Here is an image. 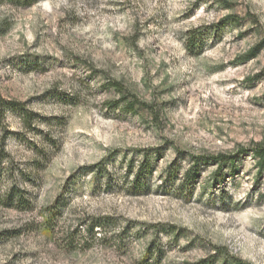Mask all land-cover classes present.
Masks as SVG:
<instances>
[{
	"label": "rangeland",
	"instance_id": "374dc122",
	"mask_svg": "<svg viewBox=\"0 0 264 264\" xmlns=\"http://www.w3.org/2000/svg\"><path fill=\"white\" fill-rule=\"evenodd\" d=\"M22 2L0 0V105L35 130L0 112V168L32 205L0 206V264H264V166L183 179L185 156L264 148V0ZM108 82L144 105L111 109Z\"/></svg>",
	"mask_w": 264,
	"mask_h": 264
},
{
	"label": "trees",
	"instance_id": "16d2710c",
	"mask_svg": "<svg viewBox=\"0 0 264 264\" xmlns=\"http://www.w3.org/2000/svg\"><path fill=\"white\" fill-rule=\"evenodd\" d=\"M14 1V0H9ZM17 1H23L22 3L26 6H30L33 0H17ZM218 2V1H217ZM235 24L239 22V18H237L234 15H227L219 22L217 23V27L223 28L222 24L225 23ZM217 31V30H216ZM215 31V32H216ZM220 31V30H218ZM203 34H200L197 36V32L195 30L189 31L187 34V42L186 46L189 48L193 46L194 44H200L202 45L203 41ZM252 52L249 54L244 55V58L250 57ZM108 89H111L119 94V98L108 102V104H113L111 106V109H117L121 110L124 113H134L137 111L138 106L144 105L143 103H140L134 98L133 100H129L131 95L127 94L123 88H121L120 84L117 82H108L107 84ZM2 108H0V112L4 113L7 111V109L13 110L15 113H17L22 127L26 128L29 131H32L35 115L25 108V105L23 103L11 101L7 104V108H3L2 105H0ZM35 130V128L33 129ZM45 136H48V134ZM51 143V142H50ZM32 151L33 154H35L36 157L39 156L43 148H40L35 144L34 141H32ZM54 145V144H53ZM239 151V152H238ZM237 151V155H223L218 154L216 156H191L189 158H186L185 161H187V169L184 172L183 179L188 183V181L193 180L196 178L198 173L201 171V169L204 166L212 165L216 167V170L213 174L214 181L220 185L224 182V174L228 173L229 177H231L236 169L237 166V156L238 155H245L247 153H251L250 155L253 157L254 160L257 161V163L261 166H264V148L261 146H255L252 149H241ZM1 157V155H0ZM187 159V160H186ZM147 164H141L139 166V169H142L143 166H146ZM178 170L176 171L174 169V164H172L169 167L168 171V180L169 184L172 185V181H170V178L174 181H177V174ZM21 176H26L25 173L21 172ZM7 178V182L4 186L0 184V206L8 209H21V210H27L31 205L32 201L28 197V193L25 190V188L21 187L15 179L14 172L11 168H0V180L1 177L4 176ZM138 177V176H137ZM137 177L135 180L137 181ZM9 181V182H8ZM58 208L57 203L54 207H50L47 209L48 216L54 217L55 210ZM51 226V222H50ZM49 229V228H48ZM219 255H227L226 253L218 252ZM232 260L233 264H243L240 262V260L236 259L235 257L230 258Z\"/></svg>",
	"mask_w": 264,
	"mask_h": 264
}]
</instances>
